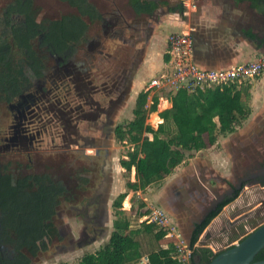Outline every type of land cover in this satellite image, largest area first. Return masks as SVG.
Listing matches in <instances>:
<instances>
[{
    "label": "flooded vegetation",
    "instance_id": "obj_1",
    "mask_svg": "<svg viewBox=\"0 0 264 264\" xmlns=\"http://www.w3.org/2000/svg\"><path fill=\"white\" fill-rule=\"evenodd\" d=\"M151 1L158 4V0ZM88 2L91 5V0ZM126 3V6H121L116 1L110 2V7L103 12L96 11V21L85 19L88 30L86 28L78 37L63 39L59 43L50 42L47 33L50 23L63 16L48 23H39L38 11L32 0L11 1L0 13L5 26L0 34L7 41H0V98L10 114L6 132L0 133V158L21 155L26 160L24 168H29L35 156L43 150L45 135L54 150L92 155L93 164L89 172H83H88L95 179L99 172V184L90 196L77 202L81 187L86 190L90 184L88 179L83 185L78 182L75 189L78 192L72 190L75 201L58 208L52 217L54 226L63 209L82 218L79 237L82 245L91 243L104 233V228L98 223L99 197L94 195L104 179V167L110 163V150L119 141V132L125 130L122 123L132 115V110L129 114L126 110L131 100L137 98L133 87L150 37L146 20L151 18L154 10L146 14L137 13L128 0ZM27 16H34L35 23L45 27L36 29L35 46L30 40ZM93 28L97 29L96 33L90 31ZM15 56H18L17 61ZM240 136L243 134L237 135ZM243 141L253 147L248 145L243 150L254 153L231 164L229 179L204 175V190L209 197L202 195L204 204L191 212L185 238L191 240L196 230L223 203L236 199L242 191L264 195V128L252 129ZM17 164V160L10 159L0 163V189L6 180H16L9 167L14 165L13 169L17 171ZM110 172L112 175L111 163ZM193 189L199 192L195 186ZM214 200L215 205L212 203ZM260 204L258 211L264 209V201ZM175 223L178 224L177 219ZM56 231L58 237V228ZM75 243L72 242L71 246L79 247L80 243ZM6 255L0 239V264L8 258Z\"/></svg>",
    "mask_w": 264,
    "mask_h": 264
},
{
    "label": "trees",
    "instance_id": "obj_2",
    "mask_svg": "<svg viewBox=\"0 0 264 264\" xmlns=\"http://www.w3.org/2000/svg\"><path fill=\"white\" fill-rule=\"evenodd\" d=\"M57 1L65 3L76 13L50 23L51 28L47 33L50 42L59 43L63 39L78 37L87 28L85 19L89 18L92 22L98 19L88 0ZM128 4L137 13H150L157 6L151 0H128ZM170 10L183 11L181 7H171ZM27 18L30 40L34 41L38 35L36 29L45 27L36 24L34 16ZM248 90L249 87L237 89L236 85H231L195 93L177 91L173 93L174 96L165 94L167 100H163L164 107L172 103L173 109L170 108L169 115L167 111L159 114L163 123L157 129L146 124V119L149 113L156 112L161 96L151 97V104L146 108L148 93H139L132 111L133 119L118 135L119 141L127 140L132 145V150L121 161L127 179L132 168L135 172V181L126 182L127 191L143 192L170 175L193 153L213 146L218 136L234 132L250 114ZM169 122L176 131L168 138H162L167 134L166 124ZM126 194L121 193L112 203L115 220L107 244L93 253L84 254L75 264H139L143 254L136 237L143 232L151 235L155 241L163 239L165 233L157 232L155 224L142 223V231L130 229V221L125 211L121 210ZM233 200L231 198L223 203L196 230L190 240L192 248L209 222ZM74 201L72 190L49 173H29L16 180H6L0 189V239L8 257L3 264H31L40 254L48 252L57 237L52 217L58 208ZM125 207H130L128 198ZM174 253V245L168 243L167 247H159L145 255L146 264H180L174 258ZM218 254H213L207 248H194L190 262L195 264L193 259L197 257L199 264H208ZM261 259H264V248L255 257V260Z\"/></svg>",
    "mask_w": 264,
    "mask_h": 264
},
{
    "label": "rangeland",
    "instance_id": "obj_3",
    "mask_svg": "<svg viewBox=\"0 0 264 264\" xmlns=\"http://www.w3.org/2000/svg\"><path fill=\"white\" fill-rule=\"evenodd\" d=\"M11 1L14 0H0V13L8 3H11ZM32 1L34 7L38 11L37 20L39 23L43 24L58 19L61 16L72 14L75 11L73 9L71 10L65 3H61L57 0ZM112 1H116L121 6L127 5V0H91V5L92 8L95 9V11L103 12L106 8L110 7L109 3ZM1 21L2 18H0V32L2 31V28L5 27L3 26V23ZM90 31L96 33L97 29L93 28V30ZM2 38L3 36L0 34V41H6ZM36 43L37 38L33 41L34 46L36 45ZM16 59H18V56H15V60ZM150 79L144 80V83H142L140 86L139 73L133 87V91L136 95L141 92L148 93V106L151 104V97L155 95L161 96V99L163 100H167L165 94H173L171 92L157 91L155 89L146 90V83ZM136 95L134 96L135 98L137 97ZM172 96H174V94ZM1 97H3V95H1ZM163 100L159 99L156 112L149 113L147 115L146 124L150 125L153 129H157V126L163 123L159 117V114L161 112L167 111L169 115L170 108L173 109L172 103L171 105L169 104L167 105V107H164ZM135 101L134 99L131 100L129 108L126 110V114H129L131 110L133 111V109L135 108ZM5 104L6 103L3 102L0 98V133L6 132L7 127L10 123V114ZM132 119L133 115H129V118L127 119L128 121L122 123V125L124 126L123 128H125ZM166 125L167 134L165 136H161L162 138H168L173 133L170 129V126L168 124ZM44 139V145L41 146L43 150L41 151L39 156H35L33 164H30L29 168H26L27 170L24 168L26 165V160L21 155H16L13 158L10 156H6L2 159L1 157L0 163L7 162L9 161V159L12 161L17 160L19 164H17V171L13 169L14 165H11L9 167L10 171L14 173V177L16 179L21 178L29 173H49L55 179L62 180L67 188L73 190V192L76 191L75 189L78 182L83 185L87 181L86 179H88L90 181V184L87 186L86 190L84 187H81L79 192L76 191V193L78 192L79 194L77 202L82 201L90 196L101 180L99 172L97 173L96 179L92 178L88 174L91 165L93 164L92 155L87 154L86 156H82L76 153H69L68 151H63L61 149L54 150L51 144L48 142L47 135L44 136ZM56 143L59 144L58 141H56ZM131 150L132 145L127 140L116 141L110 150V163L112 166V188L108 201V220L104 225V233L98 236L97 239H94V241H92L91 243L82 245L81 241H79L83 226L82 218H77V215L75 213L63 209L62 211H60V213H62V216L58 219H55L54 221V223L56 224L55 228H58V233L60 232L58 234V237H56L52 242L49 251L40 254L31 262V264H75L84 254L93 253L106 245L112 232V223L115 220V211L112 207V203L118 195L125 192H127V194L121 204V210L125 211V216L130 221V229H140L142 231V223L148 224L149 221L153 219V212L161 213L166 220L165 226H161L155 222H152L157 226V232L165 233V236L161 241H155L151 235L144 234L143 232H141L136 237V239L141 244V251L143 254V257L139 261V264H146L145 255H147L148 253L157 250L159 247H167L168 243H172L173 245H175V241L177 243L175 237L180 232V230L178 229L174 219L172 218V215H170V213L166 211L165 207H162L161 204L155 202L154 198H152L153 195L160 193V189L162 188L163 184L166 183V180H164L165 178L161 182L149 186L148 189H145L141 193L140 191L132 192L127 191L126 189L127 181H135V172L134 168H132L130 176L127 179L124 176L125 169L121 166V161L126 158L127 153ZM83 171L88 172L85 174ZM84 180L86 181L84 182ZM127 198L129 206L131 205L129 208L125 207V201ZM262 201H264L263 194H251L246 190L242 191L236 199L223 207L222 210L217 214V216L209 222L207 227L199 235L193 249L207 248L210 251L213 250L215 253H220L225 249H228L229 247L239 243L241 239L245 238L247 235H249L264 223V209L262 211H258L259 207L261 206L260 203H262ZM169 234V238H166V236H168ZM183 240L186 243L184 237ZM72 242H76L75 244L80 243L79 247L73 248V246H71ZM176 257H178L181 261L180 264H189L187 254L184 253L183 257L177 254Z\"/></svg>",
    "mask_w": 264,
    "mask_h": 264
},
{
    "label": "crops",
    "instance_id": "obj_4",
    "mask_svg": "<svg viewBox=\"0 0 264 264\" xmlns=\"http://www.w3.org/2000/svg\"><path fill=\"white\" fill-rule=\"evenodd\" d=\"M157 2L151 18H146L150 37L140 69V86L144 80L165 71L169 62V58H166L167 38L171 33L190 35L194 61L203 69H227L255 61L264 54V0ZM171 7H181L183 11H172ZM236 86L237 89L249 87L250 107L248 118L235 128L237 133L218 136L213 146L193 153L164 179L166 183L160 193L152 196L155 202L171 213L174 221L178 220L176 224L183 236L190 226L191 212L194 213L197 207L204 204V196L209 197L204 190V175L229 179L231 164L254 153L252 150H243L248 145L253 148L243 140L252 129L264 128V71L258 77ZM168 125L175 133L174 125L171 122ZM239 134L243 136L237 137ZM196 185L202 189L200 193L194 191L193 186Z\"/></svg>",
    "mask_w": 264,
    "mask_h": 264
},
{
    "label": "built area",
    "instance_id": "obj_5",
    "mask_svg": "<svg viewBox=\"0 0 264 264\" xmlns=\"http://www.w3.org/2000/svg\"><path fill=\"white\" fill-rule=\"evenodd\" d=\"M166 54L169 56V62L165 71L151 78L146 83V90L155 89L157 91L172 93H176L177 91L195 93L212 87L222 88L224 86L241 85L258 77L264 71V54L255 61L227 69H203L194 61L193 43L188 33H171L168 35ZM147 106L146 108H148ZM152 215L153 219L148 224L155 222L158 225L165 226L166 220L161 213L153 212ZM169 236L170 234L166 238H169ZM175 240H177V243L175 241L174 258L181 263L176 256L178 254L183 257L185 253L188 256L189 264H191L190 259L193 248L187 247L180 232L175 237ZM211 252L218 254L213 250Z\"/></svg>",
    "mask_w": 264,
    "mask_h": 264
},
{
    "label": "water",
    "instance_id": "obj_6",
    "mask_svg": "<svg viewBox=\"0 0 264 264\" xmlns=\"http://www.w3.org/2000/svg\"><path fill=\"white\" fill-rule=\"evenodd\" d=\"M112 185V176L110 172V163L104 167V179L95 192L94 197H99L98 202V223L104 228L108 220V201L110 197V188ZM196 190L202 189L196 185ZM215 205V200L212 201ZM187 247L190 248V239L185 238ZM264 248V223L242 239L239 243L225 249L216 255L208 264H264V259L255 260L256 255ZM194 263L199 264V259L194 257Z\"/></svg>",
    "mask_w": 264,
    "mask_h": 264
}]
</instances>
